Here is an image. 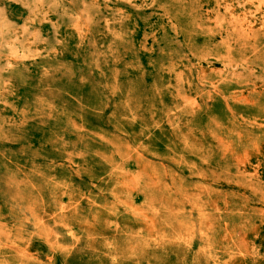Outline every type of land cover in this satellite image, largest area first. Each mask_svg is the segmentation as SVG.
I'll return each mask as SVG.
<instances>
[{"label": "rangeland", "instance_id": "374dc122", "mask_svg": "<svg viewBox=\"0 0 264 264\" xmlns=\"http://www.w3.org/2000/svg\"><path fill=\"white\" fill-rule=\"evenodd\" d=\"M0 264H264V0H0Z\"/></svg>", "mask_w": 264, "mask_h": 264}]
</instances>
